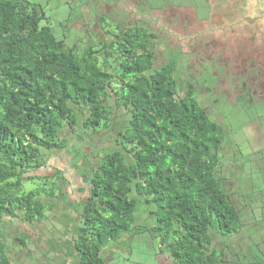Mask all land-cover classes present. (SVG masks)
Wrapping results in <instances>:
<instances>
[{
    "label": "trees",
    "instance_id": "trees-1",
    "mask_svg": "<svg viewBox=\"0 0 264 264\" xmlns=\"http://www.w3.org/2000/svg\"><path fill=\"white\" fill-rule=\"evenodd\" d=\"M209 1L114 0L123 19L112 31L103 25L109 0H101L92 27L108 38L87 42L84 30L72 42L43 23L39 3L0 0V264H13L6 217L42 221L56 204L47 197L62 189L53 175L25 173L45 167L78 133L100 143L71 226L78 263L112 264L108 254L148 231L159 264H264V203H251L239 179L230 189L227 172L236 170L221 158L232 140L222 119L243 99L214 83L226 80L219 74L235 77L249 90L244 101L257 99L264 49L246 42L264 29V17L247 15L243 0ZM153 10L168 15L157 19ZM174 12L182 21H172L175 29L165 18ZM28 180L40 185L26 191ZM141 203L152 223L146 230Z\"/></svg>",
    "mask_w": 264,
    "mask_h": 264
},
{
    "label": "rangeland",
    "instance_id": "rangeland-1",
    "mask_svg": "<svg viewBox=\"0 0 264 264\" xmlns=\"http://www.w3.org/2000/svg\"><path fill=\"white\" fill-rule=\"evenodd\" d=\"M30 1L39 3L46 11L47 16L43 23H49L57 35L63 36L68 33L70 41L72 42L80 41V33L84 30H88L85 32V34H88L86 39L87 42L89 39L98 40L100 34L104 35L102 32L103 30H101V33H98L97 37L94 36L98 31L95 27H92L94 24H99L97 23L96 15H98L102 10L103 5L101 0ZM123 1L124 3H128L130 0ZM138 1L139 0H134V3L136 4ZM107 4H110L108 6V10L106 11L109 16L104 15L106 19H103V25H110V29L112 31H116L119 21L123 19V14L120 12V7L111 6L115 5L114 0H109V3ZM249 9H247V12L252 11V9ZM148 11L149 10L144 9L143 14L145 13L149 15ZM153 11L154 13H152L157 19L168 15L159 16L157 10ZM126 13L127 11H124V14ZM190 13L193 14L192 12ZM172 14L173 13L170 14L171 16L169 15L170 17H165L167 20L171 21L170 23L172 25L170 26L174 27L173 22L177 25V27L180 26L182 23L181 19L178 18L177 13L174 12V14ZM66 19H70V21L66 22ZM262 19L264 20V18ZM262 19H259V23L262 24L264 28V21ZM80 21L87 23L88 26L81 28ZM66 23L69 27L68 29L65 28ZM91 27L92 30H90ZM259 27L261 26H258L257 30L260 29ZM98 29H100V27H98ZM177 29L182 34H188L182 26ZM65 31L67 32L65 33ZM246 34H250V32H246ZM167 36L170 41L171 37L169 34ZM103 37L104 39L108 38L107 35H104ZM253 38L255 39L254 42L250 43L252 39L251 37L248 40L249 42H246L247 46L250 45L248 48H251L252 45H256L263 50L264 29L258 31ZM245 39L247 38L245 37ZM91 40L90 42H92ZM96 43L98 44V41ZM252 58L255 60L254 56ZM261 59L263 60L264 56H262ZM262 68L263 69L257 74L256 81L258 86H260L259 84L264 85V66ZM256 69V66L248 68L249 71H254ZM211 74L214 76L215 72L212 71ZM219 75L222 77V80L226 77V80L221 83H218L215 80V85L220 88L225 87L227 89L226 93H232L233 95L237 94L243 99V101H240L241 104L228 110V117H224V119L221 118L228 125L229 138L231 136V139L233 140H231V142L227 145L221 156L222 162L236 170L234 176L232 174L229 175L227 172L228 178L230 179L228 181V185L230 189H233L232 186L235 187L238 184L239 179L241 184L239 191L248 196L250 198H248V200H251V203L255 199L254 203H264V196L260 198H255L254 196L259 194L262 190L264 191V88H259L258 93H254V95L257 96V99L254 100L255 103L252 101L247 103L250 98H246L245 102L241 95L249 93V90H243L242 84L239 85L237 82L235 84V82H233L234 79L236 80L235 77L230 78L228 75ZM200 90L205 94L202 88H200ZM216 93L219 97L220 94L218 91L214 92L213 96L216 97ZM207 101L208 104L211 102V100ZM225 106V102L219 101V112H222ZM120 125L121 124H119V126ZM67 138V145L65 148L62 150L54 149V152L47 158V167L29 169L28 172L25 173V176H55L54 181L57 182L58 185H61L62 189L56 192V197H47V200H51L53 203H56L55 210L52 212L47 211L48 214H46L42 221H36L35 224L30 226L32 232H35L36 234H33L27 230L24 225L20 224V220H22L21 218H16L17 221H8L7 219L9 218L6 217V221L4 223V233L5 239L8 242L9 254L13 259V264H36V262L37 264H40L46 261L45 256H49V258L56 257L53 250H57L58 247H54L51 250L52 243L54 244L55 242L53 238H50V236L58 238L61 236V231L58 229H60L59 227L61 224H66L64 221H61L63 218H61V215L64 216V214H66V208H64V205H66V203H77L79 199L85 198L86 195H88L89 179L92 175L93 167L97 163L95 153L97 152L100 143H97L96 139L94 141L87 140L86 142L80 133L76 135L70 134ZM241 166L244 167L245 170L240 171L239 169ZM38 185L40 184L37 180H28L24 182V188L26 191L31 188H36ZM46 187L48 188L49 186L47 185ZM51 204L49 203L48 206H52ZM146 207V203L140 204L138 219L141 222L138 223L141 224L145 230V224L149 219L147 218L149 209ZM255 207L259 208L261 205H256ZM259 209L262 210L264 208ZM257 214H261V211L257 210L255 215ZM12 222H15L16 224L13 225ZM147 223V227L152 225L149 221ZM45 237H48V240ZM21 238L24 240L23 242L21 241ZM158 245L157 240L151 239L148 231H145L142 236H137L134 241H128L125 247L123 244L119 245V249L114 251L112 254H108V258L111 259L112 264H159L155 255L159 251ZM41 255L42 257H40ZM39 261L40 263H38ZM161 264H171V261L166 258L161 261Z\"/></svg>",
    "mask_w": 264,
    "mask_h": 264
},
{
    "label": "crops",
    "instance_id": "crops-1",
    "mask_svg": "<svg viewBox=\"0 0 264 264\" xmlns=\"http://www.w3.org/2000/svg\"><path fill=\"white\" fill-rule=\"evenodd\" d=\"M209 1V0H207ZM210 1H215V0H210ZM210 1H209V5H210ZM229 1V0H227ZM232 1V0H230ZM238 1V0H236ZM246 2V4H248L249 8L252 9V11H248V13L246 12L247 15L255 17V16H262L264 17V0H243ZM249 9V10H250ZM47 167V166H46ZM56 208V206H55ZM55 208L53 210H55ZM64 208H66V214L61 215V221H64L66 224L65 225H60V238L58 237H52L50 236V238H53L54 240V244L52 243V248L54 247H58L57 250H53V253L55 252L56 257L54 258H49V256H45L46 257V261L43 263H40V261L38 263L40 264H80L78 263L76 260H74V245H73V235H72V229L71 226H73V222H75V220H78V213L76 212V208H77V203H66V205H64ZM52 212V211H51ZM66 216V217H65ZM7 219L8 221H12V220H16V218H10ZM6 221V219H5ZM17 221V220H16ZM13 225H15V222H12ZM20 224L24 225L25 228L27 230H29L30 232H32L30 226L32 224L35 223H28L26 221H22L20 220ZM41 227V226H40ZM33 234H36L35 232H32ZM30 234V233H29ZM48 240V237H45ZM62 238V239H61ZM61 240V241H60ZM57 242V243H56ZM42 257V255L40 256ZM42 259V258H41ZM35 262V261H33ZM37 264V262H36Z\"/></svg>",
    "mask_w": 264,
    "mask_h": 264
},
{
    "label": "flooded vegetation",
    "instance_id": "flooded-vegetation-1",
    "mask_svg": "<svg viewBox=\"0 0 264 264\" xmlns=\"http://www.w3.org/2000/svg\"><path fill=\"white\" fill-rule=\"evenodd\" d=\"M199 86H201V85L199 84ZM199 88H201V87H199Z\"/></svg>",
    "mask_w": 264,
    "mask_h": 264
}]
</instances>
